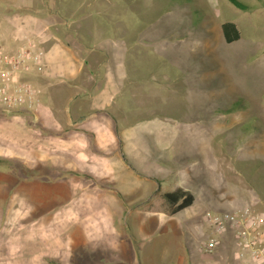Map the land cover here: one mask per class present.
Here are the masks:
<instances>
[{"label":"crops","instance_id":"1","mask_svg":"<svg viewBox=\"0 0 264 264\" xmlns=\"http://www.w3.org/2000/svg\"><path fill=\"white\" fill-rule=\"evenodd\" d=\"M95 1L0 0V43L14 52L34 40L43 65L42 71L22 76L35 87V105L0 111V159L11 162L0 163V206L9 199L12 229L43 231L34 235L44 239L40 249L26 261L58 256L63 261L65 256L79 263L137 262L133 253L142 256L149 251L141 231L151 237L152 229L160 226L167 230L163 253L171 244L179 264H195L185 233L189 223L180 218L195 211L199 189L190 173L193 160L184 152L190 142L182 150L178 143L181 135L190 140V129L173 114L149 107L146 91L126 94L133 83L126 75V44L117 43L110 53L90 42L98 34L93 12L105 10ZM107 17L117 29L121 17ZM120 25L118 30L125 31ZM83 33L90 37L87 43ZM110 40L116 39L111 35ZM180 188L195 200L173 213L165 195ZM129 217L134 225L127 232L122 224ZM193 230L198 241L202 235ZM107 236L113 240L97 247L96 240ZM107 250L118 252L120 258L106 255ZM236 251L228 233L216 251L204 257L207 264H264L241 260Z\"/></svg>","mask_w":264,"mask_h":264},{"label":"rangeland","instance_id":"2","mask_svg":"<svg viewBox=\"0 0 264 264\" xmlns=\"http://www.w3.org/2000/svg\"><path fill=\"white\" fill-rule=\"evenodd\" d=\"M243 1L249 4V11L229 0L95 1L98 9L105 10L103 14L97 8L93 12L98 34L90 42L108 51L117 43L126 44V75L133 82L126 94L146 91L151 97L149 107L173 114L190 129V140L185 134L178 143L182 150L190 142L184 152L193 160L190 173L199 189L195 211L192 215L184 212L180 218L189 223L185 233L195 264H207L199 248L214 233L204 217L207 209L220 212L251 206L264 211L260 209L264 207L260 202L264 201V166L258 168L264 162V0ZM107 15L121 17L117 29ZM226 20L237 23L242 33L239 41L226 43L221 28ZM120 23L125 25L123 32L118 30ZM111 35L116 40H110ZM82 39L87 43L90 37L83 33ZM110 67L113 69V62ZM7 205L0 206V264H179L171 244L163 253L167 230L160 226L152 229L151 237L141 231L149 251L142 256L133 253L137 262L79 263L76 257L70 261L65 256L63 261L59 256L51 261H26L40 249L44 239L34 235L43 231L12 229V208ZM124 225L130 232L133 219L124 218ZM194 228L202 235L198 241L192 236ZM228 233L234 238L231 231L221 237ZM111 240L109 236L98 238L97 247L103 248ZM111 250L106 255L119 259L120 254ZM84 255L90 257V253Z\"/></svg>","mask_w":264,"mask_h":264},{"label":"built area","instance_id":"3","mask_svg":"<svg viewBox=\"0 0 264 264\" xmlns=\"http://www.w3.org/2000/svg\"><path fill=\"white\" fill-rule=\"evenodd\" d=\"M31 70L42 71L41 54L34 40L14 52H7L0 43V111L11 113L23 106L32 108L36 102L35 87L22 76ZM205 220L213 235L202 242L203 254H212L221 243V235L231 231L238 245L241 260L264 261V211L251 206L220 212L207 209Z\"/></svg>","mask_w":264,"mask_h":264},{"label":"trees","instance_id":"4","mask_svg":"<svg viewBox=\"0 0 264 264\" xmlns=\"http://www.w3.org/2000/svg\"><path fill=\"white\" fill-rule=\"evenodd\" d=\"M232 4H234L237 8L245 11H249V4H247L243 0H229ZM222 32L224 35V39L227 44H231L235 41H238L241 38V31L235 21L232 20H226L222 23ZM6 113V112H5ZM0 163H11L7 160H1ZM19 163V162H14ZM259 167L264 166V162L261 161L259 163ZM18 166L23 170L25 174H32L31 171H29L28 167L24 164L19 163ZM263 178V176H261ZM166 199L171 202L173 206V213L180 211L190 205L193 204L195 198L192 194H190L188 191H185L183 188L177 189L173 192L166 193L165 195Z\"/></svg>","mask_w":264,"mask_h":264}]
</instances>
